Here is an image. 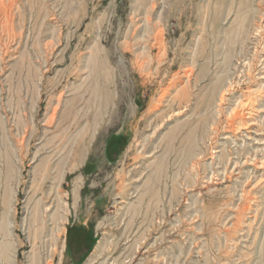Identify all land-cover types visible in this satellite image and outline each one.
<instances>
[{"label":"rangeland","instance_id":"374dc122","mask_svg":"<svg viewBox=\"0 0 264 264\" xmlns=\"http://www.w3.org/2000/svg\"><path fill=\"white\" fill-rule=\"evenodd\" d=\"M0 264H264V0H0Z\"/></svg>","mask_w":264,"mask_h":264},{"label":"bare ground","instance_id":"6f19581e","mask_svg":"<svg viewBox=\"0 0 264 264\" xmlns=\"http://www.w3.org/2000/svg\"><path fill=\"white\" fill-rule=\"evenodd\" d=\"M193 132V131H192ZM191 133V132H190ZM193 139V138H192ZM195 139V138H194ZM193 148V145H191V144H189L188 143V146L185 148V150H184V153L185 154H189L190 155V153H192V150H194V148ZM157 179V178H156ZM155 184V183H154ZM152 186V185H151Z\"/></svg>","mask_w":264,"mask_h":264}]
</instances>
